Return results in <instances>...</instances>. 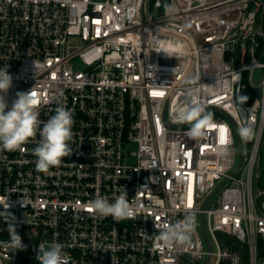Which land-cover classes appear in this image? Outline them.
<instances>
[{
    "label": "built area",
    "instance_id": "1",
    "mask_svg": "<svg viewBox=\"0 0 264 264\" xmlns=\"http://www.w3.org/2000/svg\"><path fill=\"white\" fill-rule=\"evenodd\" d=\"M0 67L9 107L31 90L41 126L57 100L74 117L73 153L47 173L35 167L39 133L0 150V213L8 203L26 245L3 247L0 215V264H39L52 242L71 264H264V0H0ZM190 88L214 114L200 139L172 119ZM124 189L134 218L89 211ZM189 214V244L157 241Z\"/></svg>",
    "mask_w": 264,
    "mask_h": 264
},
{
    "label": "clouds",
    "instance_id": "2",
    "mask_svg": "<svg viewBox=\"0 0 264 264\" xmlns=\"http://www.w3.org/2000/svg\"><path fill=\"white\" fill-rule=\"evenodd\" d=\"M166 12L171 13L173 8L165 5ZM188 27V25H185ZM184 45L177 42L176 51L182 55ZM165 52L170 56L168 49L158 52ZM35 65V62H34ZM13 78L9 74L8 67H0V150L16 151L22 150V145L29 142L39 133L40 140L38 146L33 149V155L37 157L35 167L38 172L47 173L50 168L57 167L62 163L63 158L70 156L73 151L70 141L73 139V113L67 109L59 100L55 108V114L47 121L39 120L40 101L33 92H17L16 99L11 107L7 100V94L12 87ZM195 84V80L187 81ZM199 92L198 88H190L188 95L193 97L191 103H184L175 109L172 119L178 123L190 125L188 135L193 139L203 138L206 126L214 123V114L197 103L194 98ZM248 97L238 96L237 104L242 106L247 102ZM238 135L243 140H250L253 136V129L250 125H241L238 128ZM230 138L227 130H222L218 153L222 156L229 154ZM8 203L5 204L3 215L4 222L8 225L7 231L9 240L2 242L5 249L11 252L23 251L26 245L22 242V237L18 234L15 226V217L8 212ZM89 211L101 217L111 216L114 220L134 218L135 209L129 203L126 189L114 198V202L97 195L89 201ZM195 217L189 214L184 220L170 226L158 229L157 241L163 243H175L177 245H187L191 242V236L195 232ZM37 260L39 264H71L70 255L64 251V245L59 242H52L47 246L40 243Z\"/></svg>",
    "mask_w": 264,
    "mask_h": 264
},
{
    "label": "trees",
    "instance_id": "3",
    "mask_svg": "<svg viewBox=\"0 0 264 264\" xmlns=\"http://www.w3.org/2000/svg\"><path fill=\"white\" fill-rule=\"evenodd\" d=\"M154 2V0H152ZM262 167H263V172H262V185L264 186V143H263V148H262Z\"/></svg>",
    "mask_w": 264,
    "mask_h": 264
},
{
    "label": "rangeland",
    "instance_id": "4",
    "mask_svg": "<svg viewBox=\"0 0 264 264\" xmlns=\"http://www.w3.org/2000/svg\"><path fill=\"white\" fill-rule=\"evenodd\" d=\"M96 1H98V0H96ZM162 12H165V9H163V10H162ZM130 149H131V150H133V148H132V147H131Z\"/></svg>",
    "mask_w": 264,
    "mask_h": 264
},
{
    "label": "water",
    "instance_id": "5",
    "mask_svg": "<svg viewBox=\"0 0 264 264\" xmlns=\"http://www.w3.org/2000/svg\"><path fill=\"white\" fill-rule=\"evenodd\" d=\"M150 1V0H149ZM240 163H241V161H240ZM240 163H239V165H240ZM239 165H238V167H239Z\"/></svg>",
    "mask_w": 264,
    "mask_h": 264
}]
</instances>
